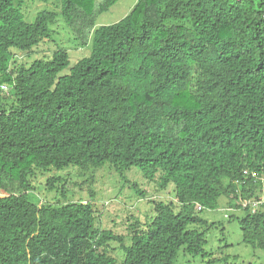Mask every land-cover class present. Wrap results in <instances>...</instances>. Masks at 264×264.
<instances>
[{"label": "trees", "instance_id": "1", "mask_svg": "<svg viewBox=\"0 0 264 264\" xmlns=\"http://www.w3.org/2000/svg\"><path fill=\"white\" fill-rule=\"evenodd\" d=\"M118 1L53 0L58 13L28 22L24 0H0V264H228L206 250L216 223L202 216L222 200L264 251V203L251 206L264 195V0H137L96 27ZM57 18L84 49L62 76ZM106 165L141 198L133 168L171 198L146 199L153 213L127 215L125 233L101 226L91 186L71 201L49 176L55 197L40 200V175Z\"/></svg>", "mask_w": 264, "mask_h": 264}, {"label": "rangeland", "instance_id": "2", "mask_svg": "<svg viewBox=\"0 0 264 264\" xmlns=\"http://www.w3.org/2000/svg\"><path fill=\"white\" fill-rule=\"evenodd\" d=\"M96 1L100 3L102 0ZM136 1L119 0L107 12L97 17L96 27L118 23L130 13ZM57 5L53 0L48 3L39 0H24L22 12L28 22H33L35 16L41 11L50 10L58 13L60 9ZM55 24L53 25V29L58 33L56 39H54V44L56 47L64 48L70 52L71 59L69 67L60 73V76H62L67 74L70 66L74 65L83 56L84 49L79 46V42L75 40L73 33L67 30L61 18H57ZM47 46L44 45L43 49H46ZM53 51L49 54L41 53L33 59L47 58ZM18 58L20 61H29L25 57L21 58L20 56ZM107 167L108 165L96 171L90 169L88 172L79 170L78 168L74 169L76 168L74 167L69 168L71 170L67 169V171L49 172L46 174L48 176L45 177L44 175H40L37 179V184H40L41 187V190L37 191L40 194V200L43 202L53 201L55 197L54 192H48L45 188L46 178L49 176L57 175L66 178L67 199L70 197L71 201L87 198V188L91 186L94 191V205L98 210L97 216L100 218L101 226L105 229H114L116 233H125L129 225L127 215L133 214L143 221L146 215L150 212L153 213V205L148 203L146 199L153 200L157 198L166 200L171 198V193L160 191L157 182L147 181L139 169L133 168L125 173L124 177H127L128 180H132L136 185L145 189L147 197L146 199L141 198L133 189L129 188L130 184L126 183L124 185L118 175ZM169 188L172 189V186H169ZM232 213L234 212L228 211L224 207L223 200L219 209L203 213L202 216L209 223H216L215 227L210 229L207 235L209 244L206 250L216 258L227 256L229 258L228 264H264V251L253 250L251 247L245 245L242 242V234L237 221H229L226 218V216H230ZM236 215L242 216L243 212H236ZM186 260L189 259L187 258Z\"/></svg>", "mask_w": 264, "mask_h": 264}, {"label": "built area", "instance_id": "3", "mask_svg": "<svg viewBox=\"0 0 264 264\" xmlns=\"http://www.w3.org/2000/svg\"><path fill=\"white\" fill-rule=\"evenodd\" d=\"M3 90L5 92H8V87L7 86H2ZM245 176H249L250 175V172L248 171H245L244 172ZM252 177L255 178V179H259V177L257 176L256 173H252ZM263 183H264V180L263 179H260ZM264 203V195H262L259 199L255 200V201H252L251 203V206L252 208H257L258 206L262 205Z\"/></svg>", "mask_w": 264, "mask_h": 264}]
</instances>
